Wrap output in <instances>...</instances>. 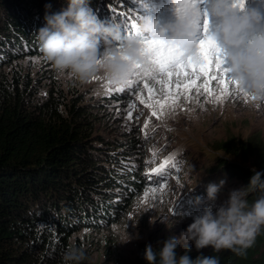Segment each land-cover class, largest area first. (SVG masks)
Listing matches in <instances>:
<instances>
[{"label": "rangeland", "instance_id": "rangeland-1", "mask_svg": "<svg viewBox=\"0 0 264 264\" xmlns=\"http://www.w3.org/2000/svg\"><path fill=\"white\" fill-rule=\"evenodd\" d=\"M133 1L137 35L118 29L128 44L26 55L0 68L29 80L38 99L53 91L65 107L82 106L94 133L119 146L139 139L129 162L140 163L142 192L110 228L73 235L92 264L220 246L240 218V180L202 202L193 181L216 163L255 169L250 147L264 145V0ZM102 33L112 36L115 23Z\"/></svg>", "mask_w": 264, "mask_h": 264}, {"label": "trees", "instance_id": "trees-1", "mask_svg": "<svg viewBox=\"0 0 264 264\" xmlns=\"http://www.w3.org/2000/svg\"><path fill=\"white\" fill-rule=\"evenodd\" d=\"M127 14H137L133 0H0V68L26 55L128 44L137 28ZM112 22L115 33L103 34ZM121 25L131 29L122 39ZM94 123L82 106L65 107L53 91L38 99L29 80L0 73V264H92L73 235L110 228L142 192L140 163L129 162L139 139L119 146ZM250 149L255 169L216 163L193 181L202 202L240 180V218L220 246L147 250L136 264H264V145Z\"/></svg>", "mask_w": 264, "mask_h": 264}]
</instances>
